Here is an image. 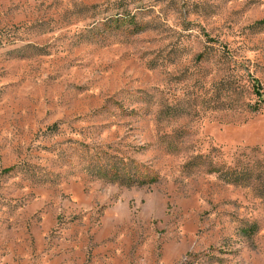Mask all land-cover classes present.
<instances>
[{"label":"rangeland","instance_id":"obj_1","mask_svg":"<svg viewBox=\"0 0 264 264\" xmlns=\"http://www.w3.org/2000/svg\"><path fill=\"white\" fill-rule=\"evenodd\" d=\"M261 98L264 0H0V264H264Z\"/></svg>","mask_w":264,"mask_h":264},{"label":"trees","instance_id":"obj_2","mask_svg":"<svg viewBox=\"0 0 264 264\" xmlns=\"http://www.w3.org/2000/svg\"><path fill=\"white\" fill-rule=\"evenodd\" d=\"M255 94H256L257 97H261V93H260L258 87L255 89ZM261 101H264V99L261 98Z\"/></svg>","mask_w":264,"mask_h":264}]
</instances>
